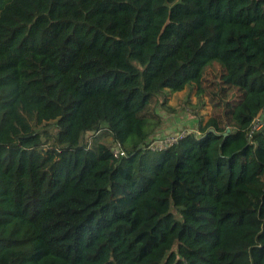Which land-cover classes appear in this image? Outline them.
<instances>
[{"label":"trees","instance_id":"obj_1","mask_svg":"<svg viewBox=\"0 0 264 264\" xmlns=\"http://www.w3.org/2000/svg\"><path fill=\"white\" fill-rule=\"evenodd\" d=\"M263 108L264 0H0V264H264Z\"/></svg>","mask_w":264,"mask_h":264},{"label":"rangeland","instance_id":"obj_2","mask_svg":"<svg viewBox=\"0 0 264 264\" xmlns=\"http://www.w3.org/2000/svg\"><path fill=\"white\" fill-rule=\"evenodd\" d=\"M186 97L187 94L185 90L169 92L167 94L168 107H157L158 113L162 116V124L156 135L168 133L169 131H178L179 129H184L188 133L190 131L197 133V130L193 128L195 122L193 115L188 105L185 103ZM191 99L194 101L193 94L191 95ZM202 112L207 116L209 108L202 110ZM106 142L109 143V138H106Z\"/></svg>","mask_w":264,"mask_h":264},{"label":"built area","instance_id":"obj_3","mask_svg":"<svg viewBox=\"0 0 264 264\" xmlns=\"http://www.w3.org/2000/svg\"><path fill=\"white\" fill-rule=\"evenodd\" d=\"M263 126L264 108L252 119L251 125L249 127V135L259 130ZM196 132L197 134L199 133L198 131ZM187 133L188 132L186 130L179 129L178 131H169L168 133H163L161 135L155 134L153 137L148 139L145 148L153 152L165 150L175 144L180 138L187 135ZM110 151L115 158L122 157L125 155L124 150L122 149L119 143H113L110 146Z\"/></svg>","mask_w":264,"mask_h":264}]
</instances>
